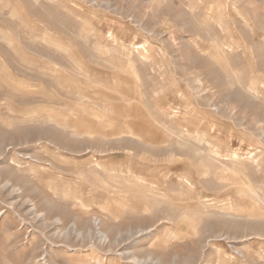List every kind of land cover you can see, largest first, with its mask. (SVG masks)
Listing matches in <instances>:
<instances>
[{"label": "rangeland", "instance_id": "rangeland-1", "mask_svg": "<svg viewBox=\"0 0 264 264\" xmlns=\"http://www.w3.org/2000/svg\"><path fill=\"white\" fill-rule=\"evenodd\" d=\"M0 264H264V0H0Z\"/></svg>", "mask_w": 264, "mask_h": 264}, {"label": "bare ground", "instance_id": "bare-ground-1", "mask_svg": "<svg viewBox=\"0 0 264 264\" xmlns=\"http://www.w3.org/2000/svg\"><path fill=\"white\" fill-rule=\"evenodd\" d=\"M235 10V9H234ZM145 53H146V51H145ZM258 93V90L256 89V88H254V87H252V89H251V91H250V94H251V96H256V94ZM182 136L184 137V138H186V136H190V135H186V133H182ZM194 138V137H193ZM198 142H200V143H203L204 142V140H202V139H199V138H195ZM186 142V141H185ZM184 144V143H183ZM186 144V143H185ZM185 182V181H184ZM186 183V182H185ZM191 184V183H190Z\"/></svg>", "mask_w": 264, "mask_h": 264}]
</instances>
